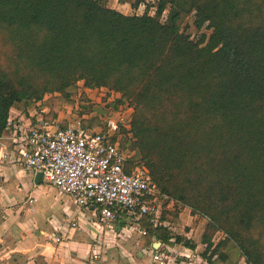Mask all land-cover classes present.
Returning <instances> with one entry per match:
<instances>
[{
	"label": "trees",
	"instance_id": "obj_1",
	"mask_svg": "<svg viewBox=\"0 0 264 264\" xmlns=\"http://www.w3.org/2000/svg\"><path fill=\"white\" fill-rule=\"evenodd\" d=\"M157 1L152 16L151 6L127 15L108 0H0V138L12 109L41 104L54 121L81 83L118 93L109 107H83L84 127L134 108L128 165L147 168L163 194L208 221L211 264H264V0ZM191 14L209 37L188 35ZM141 222L147 247L197 248Z\"/></svg>",
	"mask_w": 264,
	"mask_h": 264
},
{
	"label": "built area",
	"instance_id": "obj_2",
	"mask_svg": "<svg viewBox=\"0 0 264 264\" xmlns=\"http://www.w3.org/2000/svg\"><path fill=\"white\" fill-rule=\"evenodd\" d=\"M132 114V107H122L96 129L85 128L84 117L49 121L36 116L26 131L15 134L17 160L26 170L42 173L43 181L59 197H70L79 208L92 210L102 225L110 226L120 219L140 223L147 218L154 228H171L163 212L174 202L159 190L147 168L128 165L131 153L122 138L131 137ZM64 122H68L66 127ZM36 202L35 198L26 201L29 206ZM140 233L147 235L144 228ZM50 240L60 244L63 236L54 235ZM152 256L154 263L167 264L164 252L156 251Z\"/></svg>",
	"mask_w": 264,
	"mask_h": 264
},
{
	"label": "crops",
	"instance_id": "obj_3",
	"mask_svg": "<svg viewBox=\"0 0 264 264\" xmlns=\"http://www.w3.org/2000/svg\"><path fill=\"white\" fill-rule=\"evenodd\" d=\"M84 92L88 94L86 88ZM48 112L41 104L30 108L28 113L12 109L7 130L0 138V264H105L104 256L94 258L96 255H93L102 254V251L104 254V245L100 246L89 238L90 230L100 232L105 227L99 221H93L98 215L90 209L79 208L70 197H59L56 190L44 181L36 184V174L26 170L17 160L15 134L26 131L35 122L36 116L46 118ZM71 112L68 111L69 116L64 118L72 121L76 116H70ZM62 118L59 115L57 119ZM29 198H35L37 202L29 206L26 203ZM189 216L190 211L185 208L179 219L189 224ZM191 219L194 223L199 222L204 232L207 221L192 216ZM73 223L76 227H72ZM117 224L128 225L124 219L111 225ZM133 225L132 228L139 232L144 228L142 222ZM184 234L188 236L190 232L185 231ZM54 235L63 236V241L60 244L51 243ZM153 240L152 246L145 249L159 251L162 244L156 248ZM50 250L54 252L51 254ZM185 258L190 259L189 255ZM198 261L196 259L195 262ZM148 264H156L152 254Z\"/></svg>",
	"mask_w": 264,
	"mask_h": 264
},
{
	"label": "rangeland",
	"instance_id": "obj_4",
	"mask_svg": "<svg viewBox=\"0 0 264 264\" xmlns=\"http://www.w3.org/2000/svg\"><path fill=\"white\" fill-rule=\"evenodd\" d=\"M139 2L138 8L134 9L131 7V5H121L119 3V0H108V7L114 8V9H120V12L127 14V15H143L146 11V8L148 6H151L149 14L154 16L156 12V6H157V0H137ZM124 6V7H123ZM168 11L164 13L162 20L165 21L167 19ZM195 16L194 14H191L187 21L185 22L184 29H186V32L188 35L191 36V38L195 41H198L202 35H207L208 37L211 34L210 30H207L206 28H203L201 31H198L194 24ZM4 58L2 56L1 50H0V62H3ZM88 91V90H87ZM88 94L84 92L83 84H80L78 94L74 97V104L73 105H67L65 106L61 112V117L69 116L68 111H72V115L70 116H81L83 112V107L91 108V106L99 104L101 107H109L113 101L118 99L120 97V94H117L114 92V94H110L109 90L104 89L102 91H88ZM84 97V98H83ZM85 99V100H84ZM83 105V106H82ZM44 107V106H43ZM133 114H134V108ZM85 110V109H84ZM131 113V112H130ZM74 114V115H73ZM133 114L131 116V120L133 119ZM76 117H73L72 119H75ZM126 118L128 117L125 116ZM83 118V117H82ZM130 118V116H129ZM122 141L125 144H128L127 139L125 135L123 136ZM46 185V184H45ZM188 208V207H186ZM185 208L181 209V205L174 204H168L164 208L163 217L164 221H167L170 224V227L172 229V233L174 235L185 237L184 234L185 231L190 232L188 236H186V240L190 241L191 244H195L196 249L191 250L187 248L184 244H176L173 246H170V250H168V246L165 244H162L157 239H154V244L161 243L162 247H159L158 250L160 253L164 252L167 257V264H174L176 262L184 264H211L209 262V257L212 255V250L207 251V246L202 244V236H203V230H201L200 223L196 222L194 223L191 219V209L189 219V224L187 222L180 221V226L176 227L172 225V217L178 216L179 214L183 213V210ZM92 212V211H91ZM92 216V214L90 213ZM95 217V216H94ZM180 218V217H179ZM99 217L93 218V221H99ZM199 219V218H198ZM205 219V218H204ZM201 220V219H200ZM206 220V219H205ZM195 221V220H194ZM198 221V220H197ZM207 221V220H206ZM208 223V221H207ZM134 224V223H133ZM128 224L127 226L125 224H117V225H110L105 226L103 230L98 232L97 230H90L89 238L92 241L98 242V245L103 246L104 245V254L103 251L100 252L102 254H93L96 255L94 258L103 257L105 264H128V263H134L136 261L137 264H148L150 263L151 254L153 252L152 248L145 249V246L143 244V238L141 233L138 229L132 228L135 225ZM188 224V225H187ZM124 225V226H123ZM123 226V227H122ZM224 235L220 232L213 234L212 244L215 246L221 243ZM157 248V247H156ZM155 248V249H156ZM146 250V251H145ZM189 250V251H188ZM185 255H189L190 259L185 258ZM196 259H199L198 262H195ZM213 259H216L215 257ZM238 264H247L244 259H241Z\"/></svg>",
	"mask_w": 264,
	"mask_h": 264
},
{
	"label": "water",
	"instance_id": "obj_5",
	"mask_svg": "<svg viewBox=\"0 0 264 264\" xmlns=\"http://www.w3.org/2000/svg\"><path fill=\"white\" fill-rule=\"evenodd\" d=\"M35 182L36 184H42L43 183V175L42 173H37L35 175ZM161 246V243H156L154 247Z\"/></svg>",
	"mask_w": 264,
	"mask_h": 264
}]
</instances>
